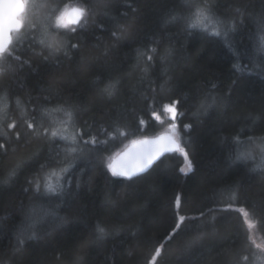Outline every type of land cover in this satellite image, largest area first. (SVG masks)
<instances>
[{
    "label": "trees",
    "instance_id": "1",
    "mask_svg": "<svg viewBox=\"0 0 264 264\" xmlns=\"http://www.w3.org/2000/svg\"><path fill=\"white\" fill-rule=\"evenodd\" d=\"M87 4L86 25L53 31L64 33L62 51L49 55L39 43L46 33L32 15L37 30L23 45L15 36L13 56L0 60L6 105L0 121V264H147L161 244L155 264H246L254 253L263 254L255 245L264 246V158L255 143L264 138V53L257 51L264 0ZM206 4L220 18L235 20L227 40L212 35V25L207 31L187 27L190 6ZM109 84L115 85L112 95L104 92ZM172 100L180 101L175 123L192 170L182 172L183 156L169 152L145 172L113 176L108 165L130 140L167 133L172 121L163 104ZM58 107L72 109V135L106 143L67 153L64 141L51 138V123L60 125ZM114 129L128 135L111 138ZM236 138L246 141L240 150H252V158H236ZM70 164L64 192L45 194L48 172ZM177 196L180 214L189 219L168 239ZM240 206L252 228L236 211ZM41 207L56 215L24 231L33 209ZM97 225L106 228L102 239Z\"/></svg>",
    "mask_w": 264,
    "mask_h": 264
},
{
    "label": "snow or ice",
    "instance_id": "2",
    "mask_svg": "<svg viewBox=\"0 0 264 264\" xmlns=\"http://www.w3.org/2000/svg\"><path fill=\"white\" fill-rule=\"evenodd\" d=\"M29 2L30 0H0V60L6 59L7 57H12L14 52V38L13 33L16 34L15 42L23 45V43L28 39L29 31L35 32L37 30V22L31 21L28 18L29 11ZM32 7L39 11L40 9L46 10V15L42 17L43 23L41 27L46 33L45 38L41 39L39 43L44 46L45 49L48 50L49 55H54L62 51L65 48V37L64 33L60 32L58 36L52 35L55 30H71L75 32L78 26L82 24H87L89 16L91 15V8L87 4V0H81L80 4L74 7L64 6L61 7L55 3H48V0H32ZM193 12L192 17L189 18V23L187 24L188 28H201L205 31L208 30V26L212 25L211 34L217 37L223 36L227 40L229 32L234 31L235 29V20H229L226 18H220L217 16L213 10L211 5L206 4L201 7L199 5L190 6ZM239 11V9H237ZM175 17H173L174 19ZM28 24V28L26 29L25 25ZM258 28L261 33L259 36V47L257 51L260 53H264V18L258 21ZM114 36L117 33H113ZM50 37V38H49ZM226 46L231 48L230 43H226ZM71 47L76 48V44H72ZM153 52L156 49H152ZM235 51V50H234ZM239 55V53H235ZM45 59L48 57L45 56ZM16 60H20V57L17 55L15 57ZM149 60L152 59L151 56L148 57ZM23 63H27L24 61ZM4 69L0 68V71ZM115 90L114 84H109L105 87L104 92L108 95H112ZM5 99V97H0V100ZM179 100H172L168 103L163 104V110L169 114V119L172 123L169 125L167 130V134L157 136L154 138H140V139H132L129 141V144L126 145V151L122 154L123 157L128 158L130 160L135 161L127 166H124L122 169L118 170L116 166L113 164H109L108 167L111 170L113 176H124L127 178H131L141 172H144L147 168H149L154 161L159 159L166 152H178L180 153L185 162V167L181 168L182 172L187 174L188 171L192 170V162L189 159L188 152L183 144V142L179 139L177 124L175 123L177 116L181 115L178 112ZM214 103V101H213ZM209 107L212 105L209 104ZM6 107V105H5ZM56 112L63 113V115L67 119H63L59 121L61 125L60 128L53 129L51 132V138L53 140L59 139L64 141L65 151L69 154H76L78 152H82L85 147L91 145L92 147H97L101 143H106V141L99 140L98 136H92L90 139H84L82 135L79 133L74 135H67V129L71 126L73 121V111L71 108H63L58 107L54 109ZM153 117L156 120H160V115L156 112L152 113ZM145 123L144 120L140 121V124L143 125ZM9 128L14 127L13 124L8 125ZM28 129H32L35 134H39V128H34V124L29 122L27 124ZM184 129H190V124H185ZM48 129H44V133L47 134ZM19 137V134H17ZM111 138H115L117 135L119 136H127L128 133L125 131H121L120 129H114L112 132L108 133ZM251 140L252 138L249 137ZM81 141L83 143L81 144ZM246 145V141L240 140L236 138V151H237V159H249L252 158V154L250 151H241L240 149ZM257 148L260 150L261 154H264V138H261L259 143H257ZM0 148H4L3 144H0ZM264 158V156H262ZM44 167V166H42ZM74 167V164H70L67 168L61 169L60 173L57 174L55 172L49 173V177L57 176V184L54 185L50 182H45L43 186V192L48 194L49 196H59L64 192V179L70 178V169ZM65 174H69L68 177ZM58 185V186H57ZM36 191L38 194L41 193V183L39 180L36 182ZM232 199L235 201L238 199V191H232ZM176 211L175 215V227L172 229L170 233L167 234V238L171 239L177 231L181 228V225L186 219L184 215L180 214L181 211V197L177 196L175 201ZM229 208L232 207L230 204ZM236 211L242 213L245 217V223L249 228H252L253 225L251 222L247 220L249 212L246 211L244 206H240L236 208ZM33 215L27 218V221L24 225V231L35 229L36 226L42 222H44L48 217L55 216L56 210L53 208H39L33 209ZM203 215V213H201ZM96 232L98 234L97 238L102 239L106 235V228L101 225H97ZM35 234V233H33ZM251 239V237H249ZM254 243V241H253ZM164 245L161 244L159 247L155 248V254L151 256V258L147 261V264H155L157 258L161 255L162 249ZM256 248L264 251V247L259 244L255 245ZM244 260H247L248 257H243Z\"/></svg>",
    "mask_w": 264,
    "mask_h": 264
},
{
    "label": "rangeland",
    "instance_id": "3",
    "mask_svg": "<svg viewBox=\"0 0 264 264\" xmlns=\"http://www.w3.org/2000/svg\"><path fill=\"white\" fill-rule=\"evenodd\" d=\"M64 6H68L69 8L70 7H73V6H77V5H63V6H61V7H64ZM32 15L33 16H36L38 19H39V21H40V24H42L43 23V21H42V17H44L45 15H46V11H44L43 12V10H39V11H36L33 7H32V0H30V2H29V11H28V18L31 20L32 19ZM16 36V34L15 33H13V38ZM4 100L5 99H3V100H0V121L2 120V119H4V115H5V113H6V109H5V106H4ZM6 103V102H5ZM58 120H63V119H66V117L63 115V113H60L59 114V118L58 117H56ZM52 124V126H54V129H56V128H60L61 126L60 125H58L56 122H55V120H54V122H52L51 123ZM67 135H69V136H71L72 135V132H71V129L70 128H68L67 129V133H66ZM255 147H257L256 146V143H255ZM251 150V149H250ZM251 152V154H252V156H253V153H252V150L250 151ZM260 155H261V153H260ZM264 155V154H263ZM263 155H261L260 157L262 158V156ZM183 167H185V164H184V166ZM53 171H50V172H48V174L46 175V178H48L47 179V182H50V183H52V184H54V185H56L57 184V176H51V177H49V173H52ZM57 174H59V172H57ZM58 186V185H57ZM262 246V245H261ZM262 247H264V246H262ZM261 253H263V254H258V253H254L251 257H250V260L246 263V264H264V251H262Z\"/></svg>",
    "mask_w": 264,
    "mask_h": 264
},
{
    "label": "water",
    "instance_id": "4",
    "mask_svg": "<svg viewBox=\"0 0 264 264\" xmlns=\"http://www.w3.org/2000/svg\"><path fill=\"white\" fill-rule=\"evenodd\" d=\"M73 7H74V6H73ZM165 134H167V133H162V134H159V135H156V136L146 137V138L151 139V138H154V137H157V136H161V135H165ZM125 151H126V147L123 148L121 151H119V152L116 154L114 160H113L112 163H111V164H113L114 166H116L118 170L122 169L124 166H127V165H129V164L135 162V161H133V160H130V159L125 158V157L122 156V154H123ZM166 153H169V152H166ZM166 153H164V155H165ZM164 155H162L161 157H163ZM161 157H160V158H161ZM160 158H159V159H160ZM159 159H157L156 161H154L153 164H155ZM153 164H152V165H153ZM152 165H151L149 168H147L145 171L149 170V169L152 167ZM145 171H144V172H145ZM141 173H142V172H141ZM123 177H124V176H123Z\"/></svg>",
    "mask_w": 264,
    "mask_h": 264
}]
</instances>
